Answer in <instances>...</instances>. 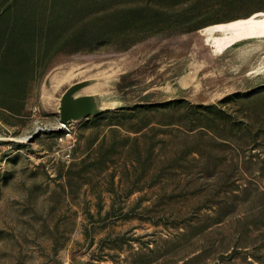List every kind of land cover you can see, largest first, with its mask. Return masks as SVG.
Masks as SVG:
<instances>
[{"label": "rangeland", "instance_id": "1", "mask_svg": "<svg viewBox=\"0 0 264 264\" xmlns=\"http://www.w3.org/2000/svg\"><path fill=\"white\" fill-rule=\"evenodd\" d=\"M65 1L0 0V97L29 76L33 26L74 12ZM169 13L172 29L126 50L67 45L27 83L21 115H0V264H264V37L214 55L197 34L264 14V0H174ZM90 78L82 93L100 95L104 111L58 129L62 94ZM225 98L221 109L251 132L205 121L187 140L202 155L152 117L117 115ZM216 134L229 147L209 146ZM185 155L210 169L174 171L167 159Z\"/></svg>", "mask_w": 264, "mask_h": 264}, {"label": "trees", "instance_id": "2", "mask_svg": "<svg viewBox=\"0 0 264 264\" xmlns=\"http://www.w3.org/2000/svg\"><path fill=\"white\" fill-rule=\"evenodd\" d=\"M124 1H65V4L74 8L73 13L51 14L45 22H42V25L40 24L41 26H33L30 41L33 54L27 62L30 68L29 76L26 80L15 76L10 81L11 84L8 88L6 87L7 93L0 97V115L5 112L11 115H21L20 112L25 106L27 83L34 80L47 66L53 55L65 49L67 45L68 47L71 46L72 51L75 52L81 50L98 52L103 49H112L113 45H116L115 49L117 50H126L136 42L172 29L169 26L168 14L173 10L174 0H137L130 5L123 4ZM231 1L243 2L245 0ZM3 20L4 18L0 14V23ZM32 23L35 25L37 20H32ZM2 68L3 64H0V71ZM0 84H4V80ZM229 98L221 100L218 105H193L186 100H172L160 104L121 109L117 115L129 114L128 117L123 114V119L130 118L137 121L152 117L155 119L152 123L160 126L158 129L160 133L173 135V138H180V144H182L180 147L190 150L188 153L198 152L202 155L201 148L191 150L187 140L189 133L193 131L199 132L197 135L203 134L201 129L206 127L204 126L206 122L218 128L220 125H229L231 130H235L243 136L249 135L251 132L250 125L241 120L232 119L221 109L220 105L226 103ZM135 113L137 116H134ZM140 114L143 115L141 118L138 117ZM165 117L168 118L165 121L169 122L163 124L161 122L166 119ZM161 125L170 130L161 128ZM169 131H176V133ZM240 141L243 142L242 145H249V140ZM226 142L225 138L216 134L209 146L215 149L223 146L229 147ZM200 143L198 147H201ZM195 159H187L185 155L182 158L171 157L167 161L172 163L174 171L179 169L190 171L196 165L202 171L210 169L209 160L206 159L205 162L201 159ZM241 161L240 159L233 161L232 167L237 169L238 166L242 165ZM225 166L227 165L225 164ZM231 183V181L224 182L225 185Z\"/></svg>", "mask_w": 264, "mask_h": 264}, {"label": "bare ground", "instance_id": "3", "mask_svg": "<svg viewBox=\"0 0 264 264\" xmlns=\"http://www.w3.org/2000/svg\"><path fill=\"white\" fill-rule=\"evenodd\" d=\"M197 34L202 41L215 48L218 55L223 49L236 42L264 37V14L257 17L239 18L226 23L207 26ZM83 94V93H81ZM64 126L59 125V128Z\"/></svg>", "mask_w": 264, "mask_h": 264}, {"label": "water", "instance_id": "4", "mask_svg": "<svg viewBox=\"0 0 264 264\" xmlns=\"http://www.w3.org/2000/svg\"><path fill=\"white\" fill-rule=\"evenodd\" d=\"M97 83V79H85L70 85L59 100L58 113L61 126L104 111L102 98L98 94H81L82 90ZM58 129H61L58 127Z\"/></svg>", "mask_w": 264, "mask_h": 264}]
</instances>
